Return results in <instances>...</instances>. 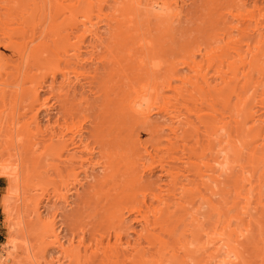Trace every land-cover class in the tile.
Returning a JSON list of instances; mask_svg holds the SVG:
<instances>
[{
	"label": "bare ground",
	"instance_id": "obj_1",
	"mask_svg": "<svg viewBox=\"0 0 264 264\" xmlns=\"http://www.w3.org/2000/svg\"><path fill=\"white\" fill-rule=\"evenodd\" d=\"M202 1L0 0V178L42 192L10 264H264V0Z\"/></svg>",
	"mask_w": 264,
	"mask_h": 264
},
{
	"label": "rangeland",
	"instance_id": "obj_2",
	"mask_svg": "<svg viewBox=\"0 0 264 264\" xmlns=\"http://www.w3.org/2000/svg\"><path fill=\"white\" fill-rule=\"evenodd\" d=\"M186 1H187V5L185 4L186 3ZM184 0V6H185V8L184 9H188V6H189V8H191V9H188V10H185L184 12L186 13V11H192L191 13V16L189 15V17L188 18H194V19H196L195 17H198V16H201V14H204V12L202 11L203 9V1L202 0ZM193 1V2H192ZM196 1V2H195ZM210 1V0H209ZM199 4H198V3ZM191 3V4H190ZM197 5H198V7H200V9L197 7ZM193 10L194 11H196V12H193ZM198 10V11H197ZM197 12H199V15H196V14H198ZM185 13L183 14V16L184 17H186L185 16ZM201 13V14H200ZM194 14V15H193ZM186 15H187V13H186ZM195 16V17H194ZM183 17V18H184ZM182 18V19H183ZM183 20H185V18L183 19ZM198 22L197 20L196 21H194V22H191V23H186V24H183V29H179L178 30V32H177V34L175 35V41H174V44H175V47H177L179 44H181V43H183V42H185L187 39L186 38H190V37H193V36H195L196 35V31H194V30H196L198 27H204V26H201L199 23H201V21L200 22H198L197 24L196 23ZM188 25H189V27H188ZM200 25V26H199ZM185 26L187 27L186 29H185ZM196 27V28H195ZM185 29V30H184ZM188 29V30H187ZM186 30H187V32L189 31V30H192V31H189L188 32V34L186 35L185 34V32H186ZM186 32V33H187ZM190 33H192V34H190ZM170 65L169 64H166V66H165V68L166 69H170V67H169ZM185 70H180V72H184ZM38 72V71H37ZM34 74H36V73H34ZM37 74H39V73H37ZM37 74H36V76H37ZM60 81V79L59 78H57V82H59ZM43 95V96H42ZM41 96H42V98H46L47 97V94H45V91H43V93H41ZM0 106H1V108H0V110L1 111H3L5 108H3L2 106V103L0 102ZM53 103H49V106L50 105H52ZM7 108H6V111H7V109H8V111H9V106H6ZM2 108H3V110H2ZM53 108H55V106H53ZM22 109V108H21ZM20 108H19V112L18 113H20L22 110H21ZM21 110V111H20ZM55 111V110H54ZM23 113V111L21 112V114ZM28 114L31 116V113L30 112H28ZM27 114V117L29 118L30 116ZM54 114V113H53ZM39 117V119H38V121H39V123H40V128L42 129V132L41 131H37L36 133H34V134H36V135H34V136H36L37 138H38V136H39V138L38 139H45V138H47L48 139V137H49V134H51V130L50 129H47V128H45L43 125H47V117H46V114H44V112H40L39 113V115H38ZM48 117H49V121H51L50 123H52L53 122V115L51 114V115H48ZM27 118V119H28ZM51 118V119H50ZM152 122H155L156 120H157V117L156 116H153L152 118ZM25 120H26V118H25ZM46 123V124H45ZM47 129L46 131H44L45 129ZM41 129H39V130H41ZM50 130V131H49ZM46 134H45V133ZM48 132H50V133H48ZM40 133H42V134H40ZM6 133H3V135H5ZM13 134H15V133H13ZM41 135V138H40V135ZM43 134H45V135H48V136H45L44 135V137H42L43 136ZM3 135L0 137V141H2L3 142V140H4V144L2 145H0L1 146V149H0V158H1V156H2V158L0 159V169H1V167H8V168H10L11 169V167H14L15 169L18 167H20L22 170H24V165L25 164H27V163H21V162H23L24 160L23 159H21V157L20 156H18V157H16L17 156V154L16 153H18V152H13L12 150L13 149H11V151L9 150L10 148H13V145L12 144H15L16 145V143H18V142H13L12 143V141H14V140H17L18 141V139H15V137L16 138H18L16 135H15V137H14V135L12 136L13 137V139H12V141L10 142V139L8 140V138L12 135V134H6L7 136L5 137H3ZM9 135V136H8ZM38 135V136H37ZM3 137V140L1 139ZM8 137V138H7ZM12 137H10V138H12ZM5 138L9 141L8 143L6 142L5 143V141H7V140H5ZM36 138V140H38ZM47 139H45L46 141H47ZM140 139H141V141H143V140H145L146 139V136L144 135V134H141V136H140ZM39 140V141H40ZM12 143V144H11ZM7 145L10 147H8L7 148ZM14 145V146H15ZM3 146V147H2ZM5 146V147H4ZM12 146V147H11ZM17 146V145H16ZM5 148L7 149V150H5ZM16 150H17V148L16 147H14ZM4 149V150H3ZM16 150H14V151H16ZM42 150V149H41ZM4 151H8V153H1V152H4ZM18 151V150H17ZM40 151V150H39ZM12 152V153H11ZM41 152V151H40ZM39 153V152H38ZM16 154V155H15ZM3 155H5V157H3ZM8 155V156H7ZM13 155H15V156H13ZM10 156V157H9ZM13 158H12V157ZM7 157H9V159H7ZM14 157H16V159L19 161L20 160V163L19 162H17V160L16 161H14V162H17V163H14L10 158H12V159H14ZM48 157V156H47ZM3 159V160H2ZM5 160H6V162H5ZM9 160H11V161H9ZM15 160V159H14ZM23 160V161H22ZM43 160H44V162H42L44 165H42L41 164V166H43V167H41V168H44V170L46 171V173H49V174H46V177L48 176V178L46 179V182L47 183H42V185H43V187H45V185L48 187V188H46L45 187V189L47 190H43L44 192H43V201H42V203H43V205L44 204H46L47 205V208L48 209H45L44 210V215H45V213L48 211L49 213H46V219H50L51 217V215L53 214V211L54 210H61V209H65V207H67L64 203L61 205V204H59V203H54V202H52L51 201V199L49 200V203H48V201H46L48 198H51L50 196H52V195H50L52 192H53V190L52 191H50L52 188H53V185H52V183H51V181H52V179H50L51 181H49L48 179H49V177L50 178H52L53 177V174H52V172H53V170L52 171H50L52 168H51V166L53 165H55V164H59L60 162L58 161V160H54V159H50V157H49V160L48 159H46V157H45V159L43 158ZM42 160V161H43ZM45 160H47V161H45ZM52 160V161H51ZM54 160V161H53ZM9 161V162H8ZM49 161V162H48ZM3 162H5V163H3ZM11 162V163H10ZM46 162V163H45ZM48 162V163H47ZM51 162V163H50ZM52 162H53V164H52ZM54 162H55V164H54ZM59 162V163H58ZM16 164V165H14L13 166V164ZM9 164V165H8ZM18 164L20 165V166H18ZM50 164V165H49ZM52 164V165H51ZM22 165V166H21ZM33 165V164H32ZM45 165H47L46 167H45ZM17 166V167H16ZM35 167V166H34ZM51 168V169H49V168ZM32 168H33V166L32 167H30L29 168V170L31 169V171H32ZM9 169V170H10ZM13 169V168H12ZM44 170H40V172L43 174V172H45ZM95 172H97V171H95ZM32 172H30V174H31ZM51 173V174H50ZM33 174V173H32ZM89 174L90 173H88V177H89ZM44 175V174H43ZM50 175V176H49ZM157 175L158 174H155V177L153 176L152 177V179H154V178H156L157 177ZM32 179V180H31ZM33 179H35L34 177H33V175H30V177H29V179L27 180V183H26V186L25 185H20L21 186V188H24L23 189V191L21 190V188L20 187H18V188H11V187H9V183H8V181L5 179V178H0V262L1 261H4V260H6V261H4L6 264H10V261H12V260H10V256H8V252L10 253V251L7 249L8 248V245H7V241H8V239L9 240H12V239H15V243H18V242H20L21 241V237L19 236V237H17V235H14V233H15V228H16V234H17V224L18 223H20L21 224V222H23V221H27V216H25V214L27 213L26 212V210L28 211V208H32V206H30V205H28V207H27V204L28 203H30L31 205H32V202L34 201V199H36V198H38V196H37V194L38 195H41V193L42 192H40V190H38V189H36L35 191H37V192H35L33 189H32V187H33V185H34V183H35V181L33 180ZM82 179H84V175L82 174V175H80V181H82ZM33 181V182H32ZM86 180H84L83 182H81L80 184H81V186H83L84 184H85V187L83 188V187H80V185H75L74 187H73V189H72V192H71V195H69V205L70 204H72V203H76V201H77V198H78V196H81L82 195V193H83V191L82 190H84L86 187H87V185H88V181H86L87 182V184H86V182H85ZM45 182V181H44ZM51 184V185H50ZM48 185H50V186H52V188L50 187V186H48ZM8 186V187H7ZM24 186V187H23ZM25 187H29V189H27V191H26V188ZM76 189V190H75ZM11 190V191H10ZM29 190H30V194L28 193L29 192ZM75 190V191H74ZM17 191V192H16ZM49 191V192H48ZM25 192V193H24ZM26 192L28 193L27 195H26ZM39 192H40V194H39ZM24 193V195H22ZM37 193V194H36ZM46 193L48 194L47 196H46ZM33 194H35V195H33ZM73 194V195H72ZM50 195V196H49ZM77 195V196H76ZM45 196H46V198H45ZM29 197H30V199H29ZM26 198V199H25ZM28 198V199H27ZM76 198V199H75ZM23 199H25V200H23ZM44 199H45V202H44ZM23 200V201H22ZM53 200V199H52ZM71 200V201H70ZM54 201V200H53ZM3 203H5V205H6V210H8L9 212H10V220H11V222L13 223V231L14 232H12V233H10V234H12V235H9V232H8V230L6 229V227H5V218H6V215H5V213H4V206H3ZM23 204H25V205H23ZM51 204V205H50ZM55 204V205H54ZM58 204V205H57ZM52 205H53V209H52ZM63 205H65V206H63ZM30 206V207H29ZM60 206V207H59ZM63 206V207H62ZM25 207H27V208H25ZM55 207V208H54ZM69 207V208H68ZM67 207V209L66 210H61V211H58V213L59 214H61V215H58V218L57 219H59V220H57L58 221V227H59V225L61 224V222H63L64 221V219H63V217H61L62 216V213H63V215H65V213L66 214H70V212L71 213H73L72 211H71V209L70 208H72V210H74L75 208L73 207V206H68ZM61 208V209H60ZM51 209V210H50ZM70 210V211H68V213H67V210ZM24 211L26 212V213H24ZM30 211V210H29ZM52 214H51V213ZM65 212V213H64ZM89 212V211H88ZM87 212V213H88ZM24 213V214H23ZM27 215V214H26ZM50 215V216H49ZM60 216V217H59ZM84 217V216H83ZM82 217V218H83ZM61 219V220H60ZM85 220H87V219H85ZM12 225V224H11ZM15 226V227H14ZM12 237V239L9 237ZM23 239V238H22ZM20 243H22V242H20ZM5 256H7L6 258H5ZM3 258H5V259H3ZM25 259H23V263L21 262V264H24V262L27 264V263H30L29 261H27L26 262V260L24 261ZM252 261L256 264L258 261H260V259L259 258H252ZM11 264H12V262H11Z\"/></svg>",
	"mask_w": 264,
	"mask_h": 264
}]
</instances>
